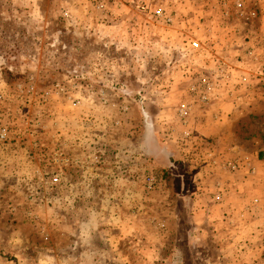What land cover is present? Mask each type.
<instances>
[{
    "label": "crops",
    "instance_id": "obj_1",
    "mask_svg": "<svg viewBox=\"0 0 264 264\" xmlns=\"http://www.w3.org/2000/svg\"><path fill=\"white\" fill-rule=\"evenodd\" d=\"M138 4L0 0V19L24 27L21 34L9 31V36L32 40L36 57L55 59L66 49L67 35L76 61L68 72L82 73L83 85L91 87L74 91L76 106L70 100L54 101L47 113L38 115L34 136L24 128L14 147L0 148V184L3 174L34 189L38 228L67 236V244L56 250L67 248L68 264H155L170 261L175 251L182 260L198 264H264V141L258 133H246L244 124L251 114L264 116V96L254 92L264 91V77L258 78L264 45L260 40L254 46L250 37L247 51L237 52L239 42L227 39L224 60L204 58L189 49L187 28L178 24L155 34V45L143 50L141 24L146 17ZM13 10L19 15L13 17ZM4 32L0 30L1 41ZM195 34L196 40L205 41L203 33ZM237 55L248 61L247 67L236 68ZM143 56H151L147 102L136 97L145 85L135 87L134 78ZM188 56L195 57L188 68L199 76L189 77L184 64ZM80 58L83 65H77ZM206 72L215 77L213 86L226 93L200 103L189 90ZM182 103L190 106L183 120L177 114ZM115 121L118 126L111 128ZM186 134L190 140L184 139ZM34 139L48 158L29 157ZM105 146L110 153L96 164L95 156ZM57 152L78 166L65 169L54 185L46 175L54 171L49 157ZM227 163L237 169L229 170ZM156 170L165 172L166 181L148 192L144 176Z\"/></svg>",
    "mask_w": 264,
    "mask_h": 264
},
{
    "label": "rangeland",
    "instance_id": "obj_2",
    "mask_svg": "<svg viewBox=\"0 0 264 264\" xmlns=\"http://www.w3.org/2000/svg\"><path fill=\"white\" fill-rule=\"evenodd\" d=\"M146 1L150 5L162 9L164 14L172 20L171 23H164L143 14L146 17L141 24V37L143 40L140 47L143 50L151 49V46L155 45L153 43L151 45V37H154L155 34H163L167 27L177 25L176 27L179 28L178 24H183L182 26L187 28L186 39L188 44L199 36L197 33L196 36V31L204 34L205 41L203 43L200 41L202 48L197 52L198 54H205V56L203 55L204 58L207 55H214L217 59H223V56L221 57L222 53L229 51L227 50V42H225L227 39L239 42L236 48L237 52L239 50L247 51L246 45H248L250 37H254L256 40L254 46H259L257 42L260 40L264 45V0ZM15 14L16 12L13 10L12 16L14 17ZM18 15L19 13L17 12L16 16ZM34 19L35 15L33 16ZM198 23L201 28L196 26ZM0 30H4V34L6 33V35L3 34L4 41L0 40V131L4 129L7 134L6 141L0 142V148H6L9 145L14 147L19 133L24 128L23 131L29 129V135H33L38 115L47 113L52 108L54 101L58 102L61 100L52 98L45 104H39L37 97L40 92L49 89L54 83H67L66 80L70 79L71 75H76L75 77L78 78L83 75L82 73L69 74L68 72L70 66L76 61L73 60V56H70L72 51L68 49V46L71 43L67 35H65L66 49H63V52H57L55 59H50L49 57L38 58L35 56V45L32 40L28 39L23 42L19 41L18 36H9V31L21 34L24 31V27H15L14 22H10L6 18L4 20L0 19ZM161 45H163V42ZM3 48L6 49V57L2 55ZM248 48L249 50L252 49V47ZM22 49L24 53L20 55V50L22 51ZM48 49L51 50L50 47ZM24 54L27 55L23 56ZM236 57L238 60L237 69L239 67L243 69L248 66L246 59H240L238 55ZM193 59L195 60V57L190 56L184 59L185 67L191 78L200 75L188 68L191 67L190 62ZM83 60L80 58V61H77V65H83ZM160 63L163 64L162 58L157 60L158 66H160ZM148 67L151 68V56H147L146 59L143 56L140 59L139 67H135L137 72L134 77L137 79L135 87L145 85L142 88H138L140 93L137 92L136 97L141 95L146 102L151 100V69ZM261 67L260 69L263 70L264 64ZM241 75L243 76V74ZM203 76L211 83L215 80V77L207 72ZM220 78L222 79L223 77ZM220 87H214L209 97L225 94L226 91ZM262 89L264 90V85H262ZM189 91L190 95L192 94L191 98L198 100L197 95L191 93V90ZM254 92H259V95L264 96V91L256 89ZM241 94H247V91L243 90ZM244 124L248 126L246 133H258V135L263 136L262 140L264 141L263 115L254 117L251 114L249 121L247 119ZM36 146L40 145L34 139L31 143L32 150L29 153V157L36 154ZM50 173L46 177L50 176ZM1 176L3 181L0 184V264H68L66 255L69 253L67 248L63 250V253L62 251L58 253L56 250L60 244H67V236H55L50 232L51 229L50 231L41 232V228H38L39 222L33 207L35 204L33 201L34 189L32 190L29 185L25 186V188L20 187V184L10 176L5 177L3 174ZM149 176L154 177L157 184L166 181L165 172L160 170L151 171L144 176V179ZM181 205L183 204L181 203ZM12 207H15V210L11 211ZM126 244L132 246V244ZM165 251L168 252L167 249ZM194 253L195 251L192 252L193 256ZM57 254H60L62 259L57 260L55 258ZM180 254L181 252L175 251L170 261L159 259L155 264H198L191 262L190 259L182 260ZM198 256L196 254L195 259ZM79 263H84V261L80 260ZM117 264L119 263L117 262Z\"/></svg>",
    "mask_w": 264,
    "mask_h": 264
},
{
    "label": "built area",
    "instance_id": "obj_3",
    "mask_svg": "<svg viewBox=\"0 0 264 264\" xmlns=\"http://www.w3.org/2000/svg\"><path fill=\"white\" fill-rule=\"evenodd\" d=\"M138 11H140L142 14L150 17L151 19L157 20V21H163L164 23H171V18L167 17L163 10L154 7L150 5L146 0L139 1L138 6L136 7ZM202 48L201 43L199 40H193L189 44V49L193 52H198ZM259 78L264 77V69H260L258 73ZM84 78L82 77H74L69 79L68 83H54L49 89H46L38 94L37 100L39 104H45L50 99L56 98V99H65L70 100L72 106H76L79 104V100L72 99V95L74 91L77 90L78 87H87V90H91L90 85H83ZM199 83L194 85L191 88V93H195L197 95V99L200 103H207L210 99L209 95H211V91L214 89L213 84L206 78L199 79ZM100 97H104V92H99ZM104 103V99L102 100ZM121 112L126 111V107L122 106L119 107ZM190 113V106L187 104H180L177 110L178 116L183 120L188 117ZM118 122H112L110 124V127H116L118 126ZM7 134L4 129L0 131V142H4L7 139ZM185 140H190V136L188 134L184 137ZM36 155H38L42 159L48 158V156L44 153L43 149L40 146H36L35 150ZM95 156V162L96 164H102L104 161V158L107 156V153L109 152V149L107 146L103 147ZM55 164L54 171L50 173L51 176V182L54 185H57L61 181V176L64 173L65 169H70L72 167L78 166L77 161H73L72 158L68 155H65L62 152L55 153L52 157H49ZM53 164V163H52ZM227 168L231 171H235L237 169V164L235 163H227ZM144 185L146 191L150 192L155 189L157 186L156 180L154 177L149 176L144 179Z\"/></svg>",
    "mask_w": 264,
    "mask_h": 264
}]
</instances>
